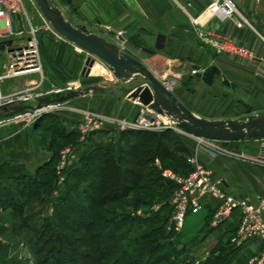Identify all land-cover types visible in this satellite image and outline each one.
<instances>
[{
	"label": "rangeland",
	"instance_id": "1",
	"mask_svg": "<svg viewBox=\"0 0 264 264\" xmlns=\"http://www.w3.org/2000/svg\"><path fill=\"white\" fill-rule=\"evenodd\" d=\"M26 4L30 14H35L31 2L27 0ZM36 22L38 25L41 24L39 20H36ZM116 35L108 37L115 39ZM124 37L126 38L125 32ZM143 48L147 56L146 60L134 58L143 62L148 69H150L148 62L156 57H163L169 60L165 54L150 51L146 45ZM76 49L58 34L42 31L40 34V54L43 65V76L33 75L26 78L9 80L5 83L4 88L10 84V87H7L8 94L10 95L20 94L27 89H29L30 94H46L54 90H66L71 86L73 88L77 86L83 89L92 85L102 84V82H109L107 78H111V74L106 72L96 75L101 67L96 70L95 74L91 72L89 77L83 76V68L88 55L84 51L78 48ZM169 61L166 64L167 74L164 77L165 83L171 86L172 93L197 116L213 121H225L228 119L241 120L248 116L256 115L259 112H264V92L259 90L262 82L255 76L246 74L243 71L246 67L236 62H229L227 59L220 60L219 64L224 75L217 76L213 86H206L202 82V73L194 71L193 64L191 65L190 62L179 60L172 61L170 59ZM6 62L7 56L5 53H1L0 70ZM100 65L108 70L106 65L101 63ZM100 71L103 72L102 69ZM224 79L237 84V87L226 86L223 83ZM36 84V88H33ZM97 96L100 97L102 95ZM92 97L95 96L90 95L74 99L63 107L50 109L46 113L39 114L34 118H28L5 127L8 129V127L18 128L32 125V128L35 130L34 125L38 122L43 127L41 131H35L34 133L36 144L46 151L51 152L49 147L55 142L56 149L58 145V150L57 162L55 164V187L50 197L42 196V198H31L28 200L20 194L23 186L26 188V192L32 187L28 178L36 177L37 169H30L23 174L14 171L18 177L24 176L25 179L16 181V184H13L17 185L16 188L14 186L7 188L8 186L5 187L0 184V232H5L4 235H0V242L9 246L8 258H0V264H111L116 257L121 255L120 250L125 248L128 258L121 256L122 259L119 264H139L133 262L134 247L129 246L139 233L133 229L130 232L128 231L131 224L126 227L124 232L116 233L115 237H108L104 234L110 228L112 229V226L111 224L105 225L100 220L88 232L86 226L80 222L77 214L72 211V202H69L72 189L70 186L73 183L72 178H70L71 169L79 166L80 160H82L86 153H89L95 148L90 147V140L87 146L88 148L79 144L80 134L78 130L84 111L101 114L98 112L100 103H94ZM148 110L149 108H146V112ZM71 113H77L79 115L76 117V122H64L63 119L66 116H70ZM147 114L148 116L157 115L152 110H149ZM141 115L142 112L140 117ZM43 117H45V120L41 122L40 120ZM71 117L73 116L71 115ZM107 117L124 120L114 115ZM161 118L163 121L162 124L159 125L156 122L153 130L150 131L161 133L169 130L167 128L169 125L174 126L170 123L172 121L171 117V119L162 116ZM115 127L118 126L115 125ZM118 129L121 132H127L120 130L119 127ZM130 131L140 130L135 129ZM171 131L172 133L167 134L168 140H165L161 145L157 153L158 160H155L154 164L145 162L143 165L144 162L142 164L139 163L140 159H143L140 155L135 160H133L134 158L119 160L122 170L125 171L123 174L125 183L131 184V182L135 181L133 175L129 173V169L140 175L142 174V176H144V172H147L148 175L146 174L138 182V186H151L153 191L141 192L136 188L129 196L113 204H109L106 209H96L101 216H103V212L106 213L109 209H113L117 214H128L130 218L140 217L145 219L155 216L157 222L160 220L158 217H165V215L167 216L166 218L169 217L167 209L162 210V213L159 212L163 205V202L160 203L163 197L159 189L160 183L157 182L161 173L165 170L175 172L173 170L175 168L174 163L166 159L165 153L171 152L179 155L182 147H187L189 150L192 148L200 149L195 137L185 135L177 129L175 131L174 128ZM69 132L74 133L73 136L66 139L63 138V135ZM134 141H129L128 139V143L125 144L127 152L130 151V144L134 143ZM215 143L225 147L235 142L215 141ZM243 143L254 144V141L247 140V142ZM254 145L258 151L259 142L257 141ZM74 146H80L78 158L66 169L64 172L65 181L59 184L57 167L62 161V154L67 148ZM155 146L156 143L152 144L151 147L155 149ZM257 151L254 153V157ZM190 159H195L191 152L188 158L189 163ZM84 185V183L81 184L82 187ZM136 196L142 197L146 202L149 201L148 204L140 203L137 205L134 202ZM43 197L47 198V200ZM207 215V210H203L198 214H189L187 216L183 235L179 241V248L189 251L187 255L193 254L196 257L198 253L200 254V245L202 243L200 238L205 230L204 224ZM147 228L148 226L143 229ZM94 233H98L99 238H94L92 236ZM29 238L32 241L31 245L28 244ZM121 238L126 240L120 242ZM116 243H119V250L115 248ZM99 248L102 252L100 251L98 253ZM206 252H208L206 255H209V257L211 254L219 253L216 248H211V251L206 250ZM152 259H155V256L150 260L146 259L144 264L153 263ZM155 264H159V262L156 261Z\"/></svg>",
	"mask_w": 264,
	"mask_h": 264
},
{
	"label": "crops",
	"instance_id": "2",
	"mask_svg": "<svg viewBox=\"0 0 264 264\" xmlns=\"http://www.w3.org/2000/svg\"><path fill=\"white\" fill-rule=\"evenodd\" d=\"M54 1L65 18L75 27L85 28L113 43L114 39L108 36L124 31L127 43L121 48L122 52L140 60L147 58L143 48L146 45L150 51L165 54L169 60L197 64L202 70L212 66H217L221 70L220 60L234 61L227 54L218 52V43L222 39L237 38L255 52L254 62L243 71L259 79L262 82L259 90L264 92V74L258 71V68L264 71V0H234L250 20L251 27L244 28H238L231 21L222 22L213 18L209 10L211 0L193 1L194 9L190 12L198 18L197 24L192 23L188 13L182 10L176 0ZM177 1L182 6L188 3V0ZM200 32H203L205 37H201ZM72 46L77 50V47ZM156 58L148 62L149 68L155 76L163 80L167 74L166 64L169 60L163 57ZM101 69L96 75L106 72L111 74V78H107L109 82H102L101 85L115 84L116 80L109 68ZM9 85L4 88L7 95H10L7 90ZM92 100L94 103H100L98 112L101 114L118 116L131 123L139 119L143 110L146 111L144 106L122 97L96 95ZM71 115L66 116L64 122H76L79 115L77 113ZM120 132L118 127L108 124L104 130L91 137L89 145L96 147L100 144L116 143ZM34 133L32 125L0 129V169L10 167L23 174L45 165L51 159L52 153L36 144ZM243 142L247 141L228 144L225 147L230 153L221 154L216 158L196 148L190 149V152L198 163L212 171L215 179L224 182V187L229 193L252 202L264 200V165L252 160L257 151L254 145L257 141H254V144ZM207 212L204 228L209 216V211ZM238 218L239 213H236L231 221L217 230L208 234L204 230L200 238L201 251L196 256L205 255L208 253L206 250L211 251V248L227 244L237 226ZM259 251L260 243L251 242L236 252L229 264H247ZM192 256L193 254L187 256L188 263Z\"/></svg>",
	"mask_w": 264,
	"mask_h": 264
},
{
	"label": "built area",
	"instance_id": "3",
	"mask_svg": "<svg viewBox=\"0 0 264 264\" xmlns=\"http://www.w3.org/2000/svg\"><path fill=\"white\" fill-rule=\"evenodd\" d=\"M26 1L0 0V54L5 53L7 56V62L0 70V106L9 103H24L25 105L36 106L37 99L45 95L80 89H77V86L74 87L75 89L71 86L66 90H54L46 94H30L29 89L15 95L5 93L4 85L9 80L33 75L43 76L40 34L42 31L57 34L37 3L34 0H29L35 11V14H30ZM193 1L188 0L185 6H182L177 0L176 3L183 11L188 13L192 23L197 24L198 18L190 12L194 9ZM209 10L213 18H217L222 22L231 21L238 28L251 27L250 20L234 0H211ZM36 20L41 21V24L38 25ZM200 36L205 37V34L200 32ZM9 41H12L11 45H8ZM114 42L120 48L125 47L127 42L124 32H119L115 36ZM218 52L227 54L234 62L243 67L250 66L256 58L255 52L237 38L222 39L218 43ZM258 71L264 74V71L259 68ZM161 81L172 92L171 86L165 83L164 79ZM36 86L37 84L33 88H36ZM68 103L52 105L45 108L43 112L63 107ZM43 112L27 111L25 114L4 118L0 120V129L28 118H34ZM147 112L143 110L141 117L136 122L131 123L126 120L84 111L78 127L79 144L87 147L91 137L95 133L104 130L108 124L116 125L123 131L135 129L150 131L153 130L156 122L159 125L162 124L161 116L158 114L148 116ZM174 130L176 131V128ZM195 138L198 141L200 150L212 158L230 153L228 149L221 144L218 145L213 140ZM258 142V151L252 160L264 165V139ZM79 149L80 146H74L63 152L62 161L57 167L59 184L65 181L64 172L77 160ZM190 164L193 170L187 175H181L171 170H165L162 173L164 178L176 185L168 201L172 208L168 230L177 234L183 233L186 218L189 214H198L203 210H207L212 213L207 229L214 231L227 224L232 220L233 215L239 213L236 232L231 238V244L235 248L242 249L251 242L260 243L259 253L251 257L247 264H264V200L259 199L257 202H252L247 198L231 194L226 190L223 182L215 179L212 171L198 163L196 159H190ZM207 257L206 254L193 256L189 258V263L202 264Z\"/></svg>",
	"mask_w": 264,
	"mask_h": 264
},
{
	"label": "trees",
	"instance_id": "4",
	"mask_svg": "<svg viewBox=\"0 0 264 264\" xmlns=\"http://www.w3.org/2000/svg\"><path fill=\"white\" fill-rule=\"evenodd\" d=\"M195 66L200 67L197 64H194V67ZM44 118L45 117L40 121L43 122L45 120ZM36 124L34 125L35 131H41L43 125L38 122ZM169 133H172L171 129L161 133L144 130L121 132L116 143L97 145L89 153H86L82 160H80L79 166L71 169L70 178H72L73 183L72 186H70L72 189L69 202H72V211L77 214L80 222L86 226L88 232L96 226L99 220L104 222L105 225L111 224L112 229L110 228L107 233H104L108 237H115L116 233L124 232L126 227L131 224L128 231L130 232L133 229L139 232L137 237L129 245L134 247L133 262L139 264H144L146 259L150 260L153 256H155V259H152L153 263L151 264H155L156 261L159 262V264H192L187 262V256H189L187 253L189 251L179 248V241L183 233L177 234L168 230L172 213V208L168 201L176 185L172 181L164 178L161 173L157 182L160 183L159 189L163 197L160 203L163 202V205L159 212L167 209L169 213L168 218H166V215L165 217H158L161 222L160 220L157 222L155 216L145 219L140 217L130 218L128 214H117L113 209H109V213L103 212V216H101L97 210L106 209L109 204L126 198L130 193H133L136 188L141 192L153 191L151 186H138V182H140L146 174L148 175L147 172H144V176H142V174L140 175L129 169L128 171L133 175L135 181L131 182V184L125 183L123 179L125 171L122 170L119 160H129L128 158H134L133 160H135V158H138L140 155L143 159H140L139 163L142 164V162H144L143 165L145 162L154 164L155 160H158L157 153L161 145L165 140H168L167 134ZM73 134L74 133L69 132L63 135V138H70ZM128 139L129 141H135L130 144L131 149L127 152L125 144L128 143ZM155 143L156 146L154 149L151 146ZM49 149L52 153L51 159L45 165L37 168L36 177L31 179L28 178L32 187L26 192V188L23 186L20 190V194L23 198L28 200L31 198H42V196L48 198L50 194H52L55 187V164L57 162L58 145L56 149V144L54 142L50 145ZM180 150L179 155L166 152L165 157L174 163L175 168L173 170L175 172L181 175H187L193 170L192 165L188 162L190 150L187 147H182ZM22 179H24V176L18 177V175L14 173V169L10 167L0 169V184L5 187L8 186L7 188L10 186L16 188L17 185L13 184H16V181H22ZM82 183L85 184L84 187L81 186ZM45 197L43 198L47 200ZM134 202L139 205L140 203L148 204L149 201L146 202L142 197L136 196ZM211 216L212 213L209 211V216L207 217L205 225L207 234L213 232L207 229L208 221ZM147 226V229H143ZM235 232L236 228L233 230L232 236ZM4 234V231L0 232V235ZM92 236L96 239L99 238L98 233H94ZM232 236L229 238L227 244L216 248L219 253L211 254L202 264H229L231 258L240 250L231 244ZM28 240V244L31 245L32 241L30 238ZM123 240L124 239L121 238L120 242H123ZM118 244L119 243L115 244V248L119 250ZM100 251L102 252L101 249L97 252L99 253ZM120 251L121 255L116 257L111 264H119L122 259L121 256L128 258L126 255V248ZM8 253L9 246L0 242V258L7 259Z\"/></svg>",
	"mask_w": 264,
	"mask_h": 264
},
{
	"label": "water",
	"instance_id": "5",
	"mask_svg": "<svg viewBox=\"0 0 264 264\" xmlns=\"http://www.w3.org/2000/svg\"><path fill=\"white\" fill-rule=\"evenodd\" d=\"M52 25L55 32L68 43L84 51L88 57L83 68V76L89 77L96 64L106 65L113 73L116 83L110 86L96 84L66 93H54L37 99V105L9 103L0 106V120L25 114L43 112L45 108L70 102L90 95H109L126 98L154 111L159 116H169L174 126L183 134L219 142L259 141L264 139V112L248 116L241 120L228 119L213 121L202 118L188 109L141 61L123 53L121 48L92 31L75 27L63 15L54 0H34ZM12 41L8 42L11 45ZM194 71L202 73V81L207 86L214 85V79L222 76L217 66L206 70L195 66ZM228 87L237 84L224 79ZM46 113V112H43ZM168 129H173L168 127ZM223 185L224 182H223Z\"/></svg>",
	"mask_w": 264,
	"mask_h": 264
},
{
	"label": "bare ground",
	"instance_id": "6",
	"mask_svg": "<svg viewBox=\"0 0 264 264\" xmlns=\"http://www.w3.org/2000/svg\"><path fill=\"white\" fill-rule=\"evenodd\" d=\"M100 67H102V66H100L99 64H96L93 68H92V74H95V72H96V70H98ZM154 74V73H153ZM156 78H158L159 79V77H157V76H155ZM115 78V77H114ZM116 80V79H115ZM78 88H80V87H77V89ZM169 116H165V118H168ZM168 119H171L170 117L168 118ZM172 125H174V121L172 120L171 122H170ZM172 128H175V126H173Z\"/></svg>",
	"mask_w": 264,
	"mask_h": 264
}]
</instances>
